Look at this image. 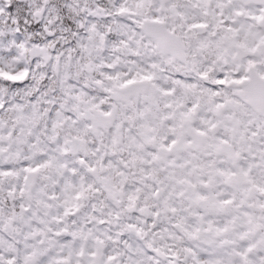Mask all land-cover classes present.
<instances>
[{
    "label": "snow or ice",
    "instance_id": "obj_1",
    "mask_svg": "<svg viewBox=\"0 0 264 264\" xmlns=\"http://www.w3.org/2000/svg\"><path fill=\"white\" fill-rule=\"evenodd\" d=\"M0 264H264V0H0Z\"/></svg>",
    "mask_w": 264,
    "mask_h": 264
}]
</instances>
